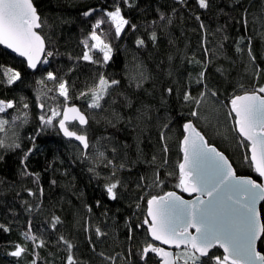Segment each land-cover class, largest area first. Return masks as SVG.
Here are the masks:
<instances>
[{
    "label": "snow or ice",
    "instance_id": "snow-or-ice-1",
    "mask_svg": "<svg viewBox=\"0 0 264 264\" xmlns=\"http://www.w3.org/2000/svg\"><path fill=\"white\" fill-rule=\"evenodd\" d=\"M212 6L213 0H172L170 6L162 4L160 0H148L141 8L139 0H111L107 7H89L81 13L91 22L90 29L80 39L82 52L75 56L67 52L68 64L53 67L54 60L63 54L52 46L51 36L43 34L46 21L33 0H0V46H3L0 53L9 57L14 53L16 57L24 58V72L36 77L37 87L33 88V92L38 109L34 131L27 137L31 143L26 147L21 129L33 122L32 105L22 92L19 102L14 98L0 99V133H3L0 135V161L5 160L8 152L22 153L18 170L20 177H31L34 184H39L40 173L31 171L26 161L40 150L37 137L51 129L62 136L66 144L75 148L71 164L79 161L85 165L89 179L96 180L102 194L111 201L120 199L121 189L127 190L129 187L121 175L124 169L131 171L141 162L148 166L138 176L135 186L140 191L133 198L135 209L141 210L142 219L135 211L124 217L113 215L111 225L105 222L104 228L99 225L95 227L96 240H93L91 217L87 218L84 230L89 233L88 243L101 258V264H116L120 256L123 257L122 264H264V248L261 247L264 245V207L260 210L257 208L259 202H264V84L258 83L264 68L256 64L253 36L248 34L249 17L252 16L253 25L258 17L249 12L251 5L244 6L240 0H232L224 7L217 6L218 15L227 16L242 26L243 34L234 40L236 54L243 61L247 49L246 64L251 66L252 75L257 77V82L250 89L238 84L229 93L227 88L221 91L220 82L210 80L208 73L214 55L207 47L208 27L201 15L210 11ZM125 9L141 14L154 13V16L139 24L132 23L125 15ZM185 9L188 17H194L205 33L201 42L203 58L196 57L195 53L189 58L187 52L180 49L175 53L169 51L167 67L163 60L156 65L158 71L172 81L168 84L158 82V75L148 71L143 62L136 61L135 56L132 70L125 73L127 85L115 74L107 72L110 61L114 59L113 30L116 40L124 39L122 33L134 34L133 51L136 53L148 50L149 42L153 48H158L161 36L169 34L176 17L184 19ZM234 10H239L240 14L232 16ZM227 23L226 20L216 30L223 33L224 40L229 39ZM104 25H108L107 30ZM141 28L147 32V39L142 33L137 34ZM258 34L264 39V31ZM173 43L170 39L169 45ZM223 47L221 43L218 50L222 52ZM176 55L180 56L182 64L200 65L195 76L188 73L182 92L180 87L173 86L184 79L183 73H178L174 67ZM84 69L91 72L92 83L85 90L77 91L76 98L83 101L82 105H77L73 102L72 92L75 80L70 78V74L82 73ZM216 72L227 83L229 69L218 66ZM4 77L6 79L0 80V84L12 86L13 89L17 83H24L22 71L11 67L6 68ZM193 79L197 86L196 95L192 94ZM174 96L178 109L173 105ZM208 102L215 106L217 115L213 119L201 111V107ZM8 109L14 110L10 119L4 118L9 116ZM220 115H223V124ZM228 121H231L230 126ZM101 122L102 128L93 127L94 123L99 126ZM122 122L124 128L120 127ZM153 127L158 131L157 145H162L159 151L163 155L158 156L157 145H153L149 160L144 133H148L147 140L151 142L150 130ZM126 128L139 129L135 137L134 160L129 158L131 145L127 140L120 139V133ZM173 131L176 132L179 152L182 153L175 187L181 193L188 194L190 199H185L176 191H164L163 194L149 191L164 185L165 177L175 175L166 171L169 163L168 140ZM210 135L221 137L229 145L234 144L237 151L242 147L244 154L241 162H246L254 175H238L231 157L211 142ZM157 160L160 162L156 163ZM61 164H64L63 160ZM101 166L107 171H101ZM46 171L52 172L50 186H59L61 181L55 173L60 169L55 167L54 162L48 165ZM67 174L68 169L65 168L62 175ZM101 179L104 181L102 185L99 184ZM3 184L4 181L0 180V185ZM13 186L14 182L4 187L3 191ZM64 187L69 188L70 185L66 183ZM24 191L28 196L36 197L32 188H25ZM145 191L147 196L140 195ZM44 192L43 185H39L41 201ZM16 195L18 198L20 193ZM141 201H146V207H142ZM21 203L26 205L25 211L28 213L34 207H42V202L32 204L23 200ZM101 204L102 201L97 199L96 206L100 207ZM84 207L91 214V205L85 203ZM9 211L15 213L13 208H9ZM119 211L117 209V213ZM104 215L107 221V210ZM121 221L125 228L126 251L111 255L97 250V244L102 243L101 238L108 235L105 229L111 227L118 231ZM62 222L60 216L53 214L48 226L52 231L48 234L49 239H45L32 231L29 219V229L22 236L32 243L31 264H38V249L49 243L66 251L64 264H80L76 245L71 240L63 234H59L55 240L50 239L59 232L58 226ZM0 228L5 232L11 230L5 224H0ZM140 235L144 237L142 243L133 247V242ZM173 247L175 251L170 250ZM27 250L25 245L15 243L7 254L17 258L18 264V259ZM220 250L222 254H218ZM51 264H54V260Z\"/></svg>",
    "mask_w": 264,
    "mask_h": 264
},
{
    "label": "trees",
    "instance_id": "trees-1",
    "mask_svg": "<svg viewBox=\"0 0 264 264\" xmlns=\"http://www.w3.org/2000/svg\"><path fill=\"white\" fill-rule=\"evenodd\" d=\"M37 7L42 19L46 21L43 26V34L45 36H51L52 46H55L63 54L57 57L53 62V67H57L59 64H68L67 52H71L73 56L82 52V46L80 45V39L83 35H86L90 29V21L86 20L81 13L89 7L104 6L107 7L111 0H33ZM141 8H143L148 0H139ZM162 4L171 5L172 0H160ZM232 0H213V6L210 11L201 15L202 20L208 27L207 34V47L210 49V53L214 55L212 63L208 67L209 78L213 82H220L221 91L227 88L228 92L231 93L232 88L238 84H243L245 88L250 89L257 82V77L252 75L251 66L246 64V53L245 59L242 61L236 54L234 40L237 36L243 34V28L241 25L235 24L232 20H229L227 16L217 14V6L224 7ZM240 3L244 6H249V12L258 17V21L255 25L252 24V16L249 17V33L253 36V52L256 56V64L261 68H264V39L258 34L264 31V0H240ZM232 16H238L239 10L232 11ZM125 15L128 16L132 23H141L144 19H153L154 13L141 14L139 11L128 12L125 9ZM94 19V18H93ZM227 20V33L229 39H223V33L217 32L218 26L225 24ZM107 30L108 25L103 26ZM255 29V30H253ZM143 34L147 39V32L141 28L140 33ZM124 39L116 40L114 37V30L112 36V43L114 45V59L110 61V66L107 68L109 74H115L118 79H121L125 85H127L126 72L132 70V65L136 61L143 62L145 68L157 74L159 77L158 82L165 84L171 83L172 81L163 73L159 72L156 65L161 60L164 61L165 68L168 64L167 53L169 51L175 53L177 49L186 51L188 57L191 58L192 54L195 53L196 57L203 58V45L202 40L205 36L203 30L199 27V22L194 17L189 18L187 9L184 10V19L181 20L179 16L176 17L175 23L170 26L169 34L161 36V42L158 48H153L151 42L148 44V50H141L136 53L133 51L135 35L132 33H122ZM173 40L174 43L169 45V40ZM223 44V51L218 50L219 45ZM136 57V61L133 57ZM85 63V62H82ZM218 66H223L229 69L230 75L227 83H225L220 74L216 72ZM7 67H11L15 70L22 71L24 75V83H17L15 89L12 86H6L0 84V99H15L19 102L20 94L28 98L27 102L32 105L33 122L25 125L21 129L22 135L24 136L25 146H30V141L27 139L28 134L34 131L35 124L37 123L35 115L38 109L35 107V94L33 88L37 87L35 80L36 77L28 75L24 72L26 68L25 63L22 60L9 57L0 53V80L6 79L4 72ZM174 67L178 73H183L184 79L180 81L179 85H173L174 87H180L181 92L183 86L187 83L188 73H192L195 76L200 70V65L195 63L188 64L187 62L181 63V58L176 55ZM247 68V70H246ZM39 73H37V76ZM91 72L88 69H84L82 73L77 72L70 74V78L75 80V87L72 89L73 102L77 105H82L83 101L76 98L78 90H85L91 83ZM79 77L76 79V77ZM259 84H264V72H261L258 78ZM51 86V85H49ZM115 95V93H113ZM192 94H197V86L195 80L192 81ZM51 95H56L52 93ZM62 99V98H61ZM173 105L179 108L176 102L175 96L173 97ZM215 106L208 102L201 107L203 113L208 114L210 119L216 117ZM9 113L6 119H10V114L14 111L13 109L6 110ZM188 111L187 108L184 109ZM127 111L125 110V115ZM2 115V114H0ZM221 124L224 122L223 115L219 116ZM231 121H228L230 126ZM203 126V125H202ZM93 127H103V122L99 126L95 123ZM121 128L125 127L122 122ZM111 131V129H109ZM152 139L151 142L147 140L148 133H144L145 143L148 147L145 151L148 153V159H151V153L153 151L152 146L157 145L158 131L155 127L151 130ZM139 133V129L126 128V130L120 133L121 140H127L131 145L129 151L130 160L135 159L136 147L135 137ZM3 133H0L2 135ZM212 143L216 144L222 150H225L227 155L231 157L234 167L237 170L238 175H254L246 162H241L243 159L244 149L241 147L239 151L236 150L235 145H229L223 141L221 137L216 135H210ZM37 146L40 149L35 154L30 155L26 161L28 167L33 172L40 173L39 184H34L31 177L22 178L19 175L20 156L22 153L19 152H8L5 155V160L0 161V180L4 181L3 185H0V224L8 225L11 229L9 232H5L0 228V264H17V258L10 257L7 253L14 248L15 243L25 245L28 249L19 259L18 264H31L33 259L32 254V243L26 241L22 233L29 229V219H31V228L37 236H43L45 239H49V232L52 230L48 227L51 222L53 214L61 217L63 221L59 226V232L54 233L50 239L55 240L59 234H63L66 238L72 241L76 245V256L80 261V264H86L90 261L91 264H101V258L94 253L88 243L89 233L85 232L84 226L87 223V218L91 217L92 222V239L96 240L95 227L97 225L104 228L105 222L108 225L112 224L111 217L113 215H119L124 217L131 215L133 211L140 216L142 219L141 210L135 209L134 197H137V193L140 191L136 188V182L139 174L146 171L148 168L144 163H137L131 171L127 168L122 172L123 180L129 185L128 189H121V198L117 201L108 200L106 195L102 194V188L98 186L96 180H90V174L86 171V166L81 165L79 161L76 164H71V157L75 155V148L64 142L61 136H58L55 131L51 129L41 133L37 137ZM169 152L167 154L169 163L166 171L174 172L175 175L171 177H165V184L161 185L158 189H149L155 194L159 192L163 194L164 191H176L180 194V190L175 187V183L178 179V163L182 157V153L179 152L178 141L176 132L170 134L169 140ZM157 145V155H163L159 151ZM54 157H57L54 160ZM61 160L64 164H61ZM56 168L60 171L56 172V177L61 181V184L56 187H51L49 181L52 177L51 171H46L48 165L53 163ZM160 161L157 160L156 163ZM68 169L67 175H62L64 169ZM101 171H107L101 166ZM14 182V186L8 190L3 191V188ZM103 180L99 181V184H103ZM69 184V188H65L64 184ZM39 185H43L45 192L41 199L39 198ZM25 188H32L36 192V197L28 196V193L24 191ZM20 195L17 198L16 193ZM140 195L147 196V191L140 193ZM102 201L100 207L96 206V200ZM28 200L32 204L42 202V207L37 209L33 208L31 213L25 211L26 205L22 204L21 201ZM87 203L91 205V214L84 207ZM142 207H146V201H141ZM264 207V202L261 204L260 209ZM9 208L15 209V213L9 211ZM119 209V213H117ZM108 211V218L104 215L105 211ZM136 217H133L135 221ZM47 229V231H44ZM108 232L107 236L101 238L102 243L97 244V250H104L108 254L115 255L122 251H126L127 241L124 239L125 228L123 221H121L118 231L113 230L111 227L105 229ZM144 237L140 235L136 241L133 242V247L137 243H142ZM264 248V245H261ZM39 260L38 264H51L54 260V264H64L66 260V251L63 248L58 249L51 243L46 247L38 249ZM51 253V254H50ZM54 254V255H52ZM218 254H222L219 251ZM123 257L117 258L116 264H122Z\"/></svg>",
    "mask_w": 264,
    "mask_h": 264
},
{
    "label": "water",
    "instance_id": "water-1",
    "mask_svg": "<svg viewBox=\"0 0 264 264\" xmlns=\"http://www.w3.org/2000/svg\"><path fill=\"white\" fill-rule=\"evenodd\" d=\"M2 47H3V46H0V48H2ZM7 51L10 52L11 50H7ZM12 56L15 57L16 59L22 60V61L25 63V65H26V61H24V58H22V57H16L14 53L12 54ZM61 137H62V136H61ZM249 155H250V153H249ZM181 159H182V157H181ZM177 193H178V192H177ZM178 194H180V193H178ZM181 195H183L185 199H190V198H191V197L188 196V194H185V193H182ZM262 203H263V202H259V203H258V205H257L258 210H260V206H261ZM157 243H159V242H157ZM164 247H165L166 249L168 248L167 245H164ZM170 250L175 251L174 247H173L172 249H170ZM220 251L222 252V250H220Z\"/></svg>",
    "mask_w": 264,
    "mask_h": 264
}]
</instances>
